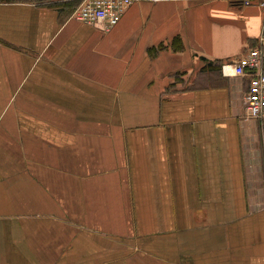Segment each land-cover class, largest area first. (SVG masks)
<instances>
[{
    "label": "crops",
    "instance_id": "crops-1",
    "mask_svg": "<svg viewBox=\"0 0 264 264\" xmlns=\"http://www.w3.org/2000/svg\"><path fill=\"white\" fill-rule=\"evenodd\" d=\"M81 2L0 0V264H264V6Z\"/></svg>",
    "mask_w": 264,
    "mask_h": 264
},
{
    "label": "built area",
    "instance_id": "built-area-1",
    "mask_svg": "<svg viewBox=\"0 0 264 264\" xmlns=\"http://www.w3.org/2000/svg\"><path fill=\"white\" fill-rule=\"evenodd\" d=\"M143 0H82L73 14L74 19L101 32H107L121 19L125 11L134 3ZM234 4L248 6L255 0H226ZM264 6V0H258ZM230 68V74L226 69ZM225 76L247 78L248 85L242 103L249 119H264V54L260 49H249L234 62L221 67Z\"/></svg>",
    "mask_w": 264,
    "mask_h": 264
}]
</instances>
